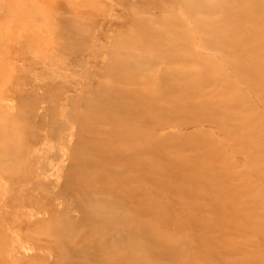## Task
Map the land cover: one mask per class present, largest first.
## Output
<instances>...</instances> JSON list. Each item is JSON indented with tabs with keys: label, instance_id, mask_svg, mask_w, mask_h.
<instances>
[{
	"label": "rangeland",
	"instance_id": "rangeland-1",
	"mask_svg": "<svg viewBox=\"0 0 264 264\" xmlns=\"http://www.w3.org/2000/svg\"><path fill=\"white\" fill-rule=\"evenodd\" d=\"M0 264H264V0H0Z\"/></svg>",
	"mask_w": 264,
	"mask_h": 264
}]
</instances>
